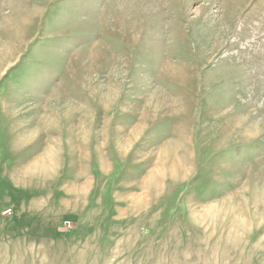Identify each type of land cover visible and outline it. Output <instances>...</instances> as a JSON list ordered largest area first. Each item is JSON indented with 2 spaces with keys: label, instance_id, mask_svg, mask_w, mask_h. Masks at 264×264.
<instances>
[{
  "label": "rangeland",
  "instance_id": "1",
  "mask_svg": "<svg viewBox=\"0 0 264 264\" xmlns=\"http://www.w3.org/2000/svg\"><path fill=\"white\" fill-rule=\"evenodd\" d=\"M0 264H264V0H0Z\"/></svg>",
  "mask_w": 264,
  "mask_h": 264
}]
</instances>
